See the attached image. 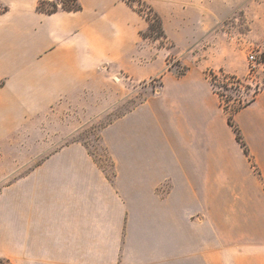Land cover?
I'll use <instances>...</instances> for the list:
<instances>
[{
	"label": "crops",
	"instance_id": "obj_1",
	"mask_svg": "<svg viewBox=\"0 0 264 264\" xmlns=\"http://www.w3.org/2000/svg\"><path fill=\"white\" fill-rule=\"evenodd\" d=\"M40 1L0 0L6 9L0 12V129L24 119L30 98L46 106L55 98H106L112 73L133 70L127 59L138 52L144 24L124 0H77L80 10L52 14L36 9ZM149 1L170 34L166 0ZM178 81L175 92L202 93L193 74ZM137 115L134 109L100 130L98 141L114 163V181L80 143L29 169L22 199L10 207L17 212H9L6 221L11 264H210L212 246L214 264H264V93L233 116L258 173L246 158L238 170L228 164L220 181L235 200L226 218L214 224L200 217L207 191L200 168L193 176L196 188L181 157L173 155L172 167L160 172L170 183L165 198L156 194L158 185L144 181L152 170H144L143 161L157 158L143 151L152 142L134 133L152 126L137 123ZM224 124L222 130L234 140L226 119ZM191 193L193 202L198 199L193 212ZM208 226L213 232L207 233Z\"/></svg>",
	"mask_w": 264,
	"mask_h": 264
},
{
	"label": "rangeland",
	"instance_id": "obj_2",
	"mask_svg": "<svg viewBox=\"0 0 264 264\" xmlns=\"http://www.w3.org/2000/svg\"><path fill=\"white\" fill-rule=\"evenodd\" d=\"M45 1L44 10L51 9L49 3L58 4L61 10L65 3ZM124 1L140 15L144 27L139 32L138 52L127 59L133 70L112 73L106 82V98H55L48 106L40 98H30L24 106V119L0 129V264H11L6 221L9 212H17L10 207L22 199V179L29 169L60 148L80 143L114 181V163L107 151L105 157L99 133L134 109L137 123L152 124L134 133L152 142L143 151L157 159L143 161L142 168L152 170L143 179L158 185L160 198L166 197L170 185L160 172L172 167L169 159L174 155L183 160L179 162L184 163L194 187H199L194 172L200 168L206 175L207 191L202 193L206 208L200 217L208 224L225 219L230 202L235 200V193L224 190L221 181L228 164L238 170L244 166L245 157L235 139L222 130L226 115L219 103L231 110L255 93H264V0L162 1L168 10L170 34L149 0ZM151 10L159 16L166 40H149L156 38L158 31ZM250 55L255 58L252 64ZM188 73L200 81L197 92L202 93L197 97L174 91L178 80ZM228 76H235L240 84ZM231 116L233 119L234 114ZM211 130L219 143L212 139ZM249 155L248 167L258 173L250 150ZM188 200L193 212L198 199L193 202L191 193ZM191 219L194 222L197 216L192 214ZM210 232L213 228L208 226ZM213 248H208L210 264H214Z\"/></svg>",
	"mask_w": 264,
	"mask_h": 264
},
{
	"label": "trees",
	"instance_id": "obj_3",
	"mask_svg": "<svg viewBox=\"0 0 264 264\" xmlns=\"http://www.w3.org/2000/svg\"><path fill=\"white\" fill-rule=\"evenodd\" d=\"M64 1H65V3H62L60 5L61 10L67 11V12H76V11L80 10V6L78 5L77 0H64ZM46 3L47 2L45 0L39 2L37 4L36 9L38 11L46 13V14H52V13H55L58 11V4H56V3H49V5L51 6L50 10L42 9L41 7L43 5H45ZM5 10L6 9L3 8L2 11H5ZM151 12H152L153 17L155 18V20L158 23V31L156 32V38L155 37H149L150 38L149 40H153V39L154 40H158V39L166 40L164 31L162 29V23H161L159 16L156 13H154L152 10H151ZM209 75L212 76L211 73H209ZM228 78L231 80H234L238 84H240L239 80H237V78L235 76H228ZM244 89L248 90V86H244ZM256 95H257V93H255L249 101H247L243 104H239L237 107H235L234 109H231V110L228 109L227 106H222L221 103H219L220 108L222 109V111L226 115V123L231 128V130L234 134V139H235L236 143L239 145L244 157L248 160V162H250V155H249L248 147H247L245 141L243 140L239 129L235 126L231 114L237 113L239 110H241L242 108H244V107L248 106L250 103H252L254 101Z\"/></svg>",
	"mask_w": 264,
	"mask_h": 264
},
{
	"label": "built area",
	"instance_id": "obj_4",
	"mask_svg": "<svg viewBox=\"0 0 264 264\" xmlns=\"http://www.w3.org/2000/svg\"><path fill=\"white\" fill-rule=\"evenodd\" d=\"M249 60H250V62H251V64H252V63L255 61L254 56L250 55V56H249Z\"/></svg>",
	"mask_w": 264,
	"mask_h": 264
}]
</instances>
